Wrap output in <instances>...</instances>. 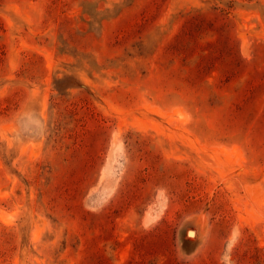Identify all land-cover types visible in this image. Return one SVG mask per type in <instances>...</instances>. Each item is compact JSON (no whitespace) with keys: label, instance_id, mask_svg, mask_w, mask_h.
<instances>
[{"label":"rangeland","instance_id":"374dc122","mask_svg":"<svg viewBox=\"0 0 264 264\" xmlns=\"http://www.w3.org/2000/svg\"><path fill=\"white\" fill-rule=\"evenodd\" d=\"M0 264H264V0H0Z\"/></svg>","mask_w":264,"mask_h":264},{"label":"bare ground","instance_id":"6f19581e","mask_svg":"<svg viewBox=\"0 0 264 264\" xmlns=\"http://www.w3.org/2000/svg\"><path fill=\"white\" fill-rule=\"evenodd\" d=\"M189 236H191V237H192V236H195V231H194V230L190 231V232H189Z\"/></svg>","mask_w":264,"mask_h":264}]
</instances>
